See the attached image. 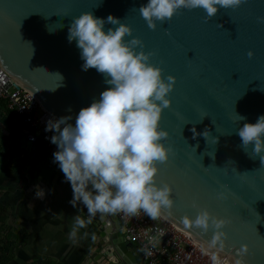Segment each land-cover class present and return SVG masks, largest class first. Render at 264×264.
<instances>
[{
    "label": "water",
    "instance_id": "1",
    "mask_svg": "<svg viewBox=\"0 0 264 264\" xmlns=\"http://www.w3.org/2000/svg\"><path fill=\"white\" fill-rule=\"evenodd\" d=\"M145 3L0 0V67L10 77L8 84L28 91L52 119L70 116L74 125L79 110L110 85L95 68L82 70L81 50L67 39L72 19L91 11L128 24L132 33L124 39L140 38L143 51L152 53L149 62L162 69L165 79L175 76L171 104L159 122L169 133L162 143L172 151L166 163L157 164L155 182H167L174 199L171 214L162 216L197 245H206L211 227L207 232L185 228L180 220L195 216V201L229 220L222 260L232 264L246 243L247 264H264V164L252 144L244 149L237 134L245 122L255 123L264 114V23L256 20L264 15V0H246L235 10L219 8L207 21L201 8L180 9L171 19L156 21L154 30L138 11ZM108 27L115 26L105 23ZM218 192L225 198L218 199ZM91 222L92 247L83 264H139L127 250L116 213H97Z\"/></svg>",
    "mask_w": 264,
    "mask_h": 264
},
{
    "label": "clouds",
    "instance_id": "2",
    "mask_svg": "<svg viewBox=\"0 0 264 264\" xmlns=\"http://www.w3.org/2000/svg\"><path fill=\"white\" fill-rule=\"evenodd\" d=\"M246 0H147L138 11L150 29L156 28V21L171 19L180 9L201 8L205 20L211 19L219 8L237 9ZM264 23V15L256 17ZM108 23L115 27L104 25ZM221 27V25H219ZM68 41H76L81 50L82 70L95 68L105 76L110 85L100 93L98 100L82 107L75 117V124L68 121L70 116L50 119L46 131H52L51 142L57 146L53 153L64 178L70 183L73 207L77 202L87 209L89 219L78 218V227L91 222L97 213L101 215L122 212L136 215L143 211L155 220L164 212L171 214L174 199L172 188L167 182H155L158 163L169 159L170 147L162 140L168 138V131L160 127L164 108L170 106L168 93L173 89L175 76H162V69L149 62L151 52L143 51L140 38L131 36V27L109 14L105 19L84 11L74 17L68 29ZM140 51H136V47ZM248 57L253 52L248 50ZM239 120H246L237 114ZM195 134V128L192 129ZM244 149L253 145V153L260 156L264 164V114L255 123L245 122L237 130ZM207 139L209 133L204 130ZM216 141V138H215ZM42 189L36 196L42 198ZM218 199L225 193L218 192ZM195 216L183 215L180 220L185 228H198L213 234L201 251L209 256L211 264H227L220 252L225 247L227 233L224 226L227 218L212 215L207 208L193 201ZM75 236V231L72 233ZM249 248L242 243L232 264H247L244 256Z\"/></svg>",
    "mask_w": 264,
    "mask_h": 264
},
{
    "label": "crops",
    "instance_id": "3",
    "mask_svg": "<svg viewBox=\"0 0 264 264\" xmlns=\"http://www.w3.org/2000/svg\"><path fill=\"white\" fill-rule=\"evenodd\" d=\"M30 146L19 117L0 114V215H6L9 233L17 244L7 264H26L45 257L60 264H83L92 247L94 223L77 226L78 218L89 219L80 202L73 207L72 217L64 212L71 204L70 183L59 166L35 163L38 155ZM38 189L44 192L42 198L36 196ZM126 244L137 262L146 264L139 246Z\"/></svg>",
    "mask_w": 264,
    "mask_h": 264
},
{
    "label": "built area",
    "instance_id": "4",
    "mask_svg": "<svg viewBox=\"0 0 264 264\" xmlns=\"http://www.w3.org/2000/svg\"><path fill=\"white\" fill-rule=\"evenodd\" d=\"M9 75L0 67V99L6 107L20 118L26 129V141H40L47 150L50 162L57 146L51 142L52 131H46L52 117L42 110L35 98L14 83L8 84ZM126 241L139 246L141 257L146 264H211L209 256L189 236L174 226L162 215L153 220L143 211L136 215L116 213Z\"/></svg>",
    "mask_w": 264,
    "mask_h": 264
},
{
    "label": "trees",
    "instance_id": "5",
    "mask_svg": "<svg viewBox=\"0 0 264 264\" xmlns=\"http://www.w3.org/2000/svg\"><path fill=\"white\" fill-rule=\"evenodd\" d=\"M0 114L6 115L8 117L14 116L15 113L9 110L6 107V103L0 99ZM20 120V118H19ZM30 151H34L38 156L36 157L35 163L40 161L50 162V158L47 150L41 144L40 141L31 143ZM33 163L34 161L31 160ZM6 215H0V264H7L13 258V253L16 248V242H14L12 235L9 233V226L6 222ZM26 264H60L59 262H55L49 257L40 258L38 260L32 261Z\"/></svg>",
    "mask_w": 264,
    "mask_h": 264
},
{
    "label": "rangeland",
    "instance_id": "6",
    "mask_svg": "<svg viewBox=\"0 0 264 264\" xmlns=\"http://www.w3.org/2000/svg\"><path fill=\"white\" fill-rule=\"evenodd\" d=\"M62 202H67L65 199H62ZM63 206V205H62ZM72 207V208H71ZM66 210H64V212H68V214H69V216L70 217H72V215H73V206L70 204V205H68L66 208H65ZM68 218V217H67ZM69 219H71V218H69ZM86 225V224H85ZM85 227V226H84Z\"/></svg>",
    "mask_w": 264,
    "mask_h": 264
}]
</instances>
